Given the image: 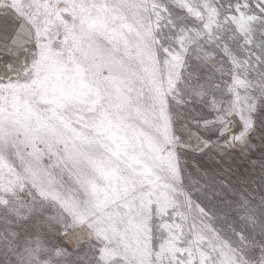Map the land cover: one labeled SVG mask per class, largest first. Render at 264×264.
Wrapping results in <instances>:
<instances>
[{"label": "snow or ice", "instance_id": "snow-or-ice-1", "mask_svg": "<svg viewBox=\"0 0 264 264\" xmlns=\"http://www.w3.org/2000/svg\"><path fill=\"white\" fill-rule=\"evenodd\" d=\"M0 264H264V0H0Z\"/></svg>", "mask_w": 264, "mask_h": 264}, {"label": "rangeland", "instance_id": "rangeland-1", "mask_svg": "<svg viewBox=\"0 0 264 264\" xmlns=\"http://www.w3.org/2000/svg\"><path fill=\"white\" fill-rule=\"evenodd\" d=\"M69 247H71V244L69 243Z\"/></svg>", "mask_w": 264, "mask_h": 264}]
</instances>
